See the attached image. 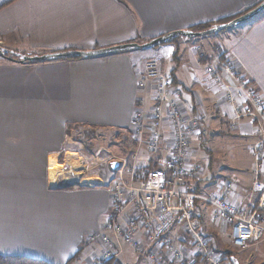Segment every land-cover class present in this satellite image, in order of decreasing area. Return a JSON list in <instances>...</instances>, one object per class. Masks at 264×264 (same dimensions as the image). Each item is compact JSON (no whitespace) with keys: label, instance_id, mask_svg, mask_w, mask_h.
<instances>
[{"label":"crops","instance_id":"1","mask_svg":"<svg viewBox=\"0 0 264 264\" xmlns=\"http://www.w3.org/2000/svg\"><path fill=\"white\" fill-rule=\"evenodd\" d=\"M201 1L0 0V45L29 56L69 49L89 52L187 30L261 0H222L220 6L216 0L207 5ZM225 39L229 47L222 53L264 95V19L246 27L240 37L228 34ZM217 45L214 38L188 42L181 37L148 50L146 59L143 52L134 51L39 63H18L0 55V254L50 264H68L77 255L69 264H85L99 253L100 245L88 238L101 231L110 210L105 167L111 163L89 161L91 153L69 146L79 144L74 134L81 127L131 130L137 107L143 101L149 110L152 104V92L139 87L148 61L158 62L160 70L183 88L187 117L199 121L190 143V165L199 170L192 188L214 197L224 181H231L234 204L253 210L258 199L251 195L255 130L248 118H236L241 102L232 105L226 100L224 80L231 83L232 78L221 68ZM209 65L226 74L223 84L211 82L206 74ZM144 151V157L150 156ZM100 165L105 167L96 169ZM200 206L203 230L214 247L218 230H230L213 222L204 202ZM171 238L187 249L194 264H202L183 232L175 231ZM247 252L249 258L259 253L264 264V237L239 253ZM215 253L228 264L225 252ZM158 257V264H177L165 250ZM122 261L125 264L126 258Z\"/></svg>","mask_w":264,"mask_h":264},{"label":"built area","instance_id":"2","mask_svg":"<svg viewBox=\"0 0 264 264\" xmlns=\"http://www.w3.org/2000/svg\"><path fill=\"white\" fill-rule=\"evenodd\" d=\"M223 70L237 82L226 96L229 104L241 102L236 108V118H248L256 125L259 139L253 147L255 181L251 195L258 196L257 206L253 210L237 207L233 202L235 188L231 181H224L214 197L194 192L191 182L197 178L199 170L190 165V143L192 131L200 127L199 121H189L182 105L184 90L174 78L163 73L158 62L148 61L139 87L152 92V104L149 110L143 107V101L137 107L131 131L138 137L137 149L140 151L146 146L144 150L157 167L139 166L142 156L139 152L132 163L113 156L107 172L110 210L101 231L89 236L90 241L100 245L101 252L85 264L125 260L127 251L158 264L160 250H165L172 262L194 264L187 249L172 241L171 234L175 231L183 232L190 239L191 248L202 259V264H224L215 253L213 239L203 230L199 201L210 206L213 222L229 228L235 250H245L253 241L264 237V181L261 179L264 100L231 59ZM206 73L213 84H222L223 74L217 66L209 65ZM115 163L118 165L113 167Z\"/></svg>","mask_w":264,"mask_h":264},{"label":"rangeland","instance_id":"3","mask_svg":"<svg viewBox=\"0 0 264 264\" xmlns=\"http://www.w3.org/2000/svg\"><path fill=\"white\" fill-rule=\"evenodd\" d=\"M216 1L217 2H215V5L219 4V6H220L222 4L221 3L222 0H216ZM201 2L203 5H207L209 3V0H205V1L203 0ZM242 11H245V10H242ZM238 13H240V12H238ZM238 13H236V14H238ZM233 15H235V14H233ZM233 15L230 14V15L218 18L216 20H213V21H218V20H221L223 18L232 17ZM247 26H248V23L241 24L239 26H235L233 28H230L226 31H222V32L215 33L212 35H207L204 37L205 38H214V40H216L218 42V45H217L218 50L217 51H228L227 47H229V45H228L229 41L227 39H225V38H227L228 34H230V36H234L235 38H238L244 32V30L246 29ZM224 36H226V37H224ZM183 38H185V37H183ZM190 40L191 39H188V42ZM165 44H167V43H164L161 45H156V46H164ZM190 44H191V42H190ZM190 44L187 45L189 48L192 45V44L191 45ZM156 46L146 48V49H135L132 51L143 52L144 55L142 58L146 59V57L148 56L146 52H149L148 50L156 48ZM194 46H196V44H193L191 47H194ZM0 47H2V46L0 45ZM112 47H114V46H112ZM196 49H197V51L202 52V48H199L196 46ZM129 52H131V51H129ZM233 63L238 68V65L236 64V62L234 60H233ZM238 70H239V68H238ZM224 76L226 78V74H224ZM224 76H223V78H224ZM234 82L237 84L235 79H232L231 83L226 82V80H224L223 87L226 90V92L234 87ZM222 84H223V82H222ZM260 94L264 100V95L261 92H260ZM75 131L76 132L74 134V137H76L75 139H77L79 144L76 146L70 144L69 147L72 146L75 149L77 148L76 150H79L81 152H84L83 150H86L89 153H91L92 158L90 159L87 157V159L89 161L96 158L95 160H93V162L96 163L97 161H100V163L102 165L105 161H107V162H109L111 160L113 161V156H115V157H119V160H121L120 157H123V158L127 159L128 162L132 163L134 161V158H135L137 152H139V155H142V152H143V155L140 157V159L138 161L139 166L151 165L149 160L152 157H150V156L144 157L146 155V152L144 151V149H146V146H144L143 149H141L139 151L137 149L138 137L136 135H134L132 132H125V131L116 132V131H110V130H94V129L82 128V127L78 130H75ZM124 140H126V141L124 142ZM100 149H103V150L100 151V153H96L97 150H100ZM89 161H87V162H89ZM85 163H86V161H85ZM101 165H100V167H98L96 169L100 170V168L105 167V166H101ZM105 168H106V171L108 172V165ZM99 170H96L94 172L99 173L100 172ZM111 170H112V168H111ZM219 174H222V172H220ZM85 180H84V184H85V182L88 181V178H86ZM90 180L93 181L94 179H90ZM80 182H81L80 180L76 181V183H80ZM192 183H193V181L191 182V186H192ZM204 211L206 214H208V215L210 214L209 209H204ZM202 225H203V219H202ZM218 232H219V235L216 236V238L214 239L215 240L214 248L216 250H218L221 254H223L224 252H227V251H231V252L235 253L240 264H247V259H250L249 264H260V262L262 261V257L259 253H257L256 256L254 255L253 258H249L250 252L239 253L241 250H235L232 247L231 236H230L228 230L219 229ZM216 245H217V248H216ZM262 255H264V254H262ZM125 264H151V263L149 261H147V259L145 257H142L133 251H129L127 256H126ZM228 264H231V263L229 262Z\"/></svg>","mask_w":264,"mask_h":264},{"label":"water","instance_id":"4","mask_svg":"<svg viewBox=\"0 0 264 264\" xmlns=\"http://www.w3.org/2000/svg\"><path fill=\"white\" fill-rule=\"evenodd\" d=\"M263 12H264V1L261 4H259L257 7H255L253 10L248 12L247 14L233 20L230 23L215 26L208 31L194 32L190 30H179V31L169 33L165 36L156 38L153 41L145 43V44L127 43V44H122V45H118V46H114L110 48H104V49L89 51V52L69 51V52L50 53V54H45V55H35V56L24 55L16 51L7 50L3 48H0V53L3 55L9 52L11 55L19 58V62H22V63L23 62L39 63V62L55 61V60L69 59V58L88 59V58L103 57V56L114 55V54L122 53V52H129L135 49H146V48L154 47L156 45L168 43L170 40L177 38V37L196 39V38L204 37L207 35H212L215 33L226 31L230 28L239 26L241 24H245ZM117 165L118 164L115 163L113 164V167H116ZM230 262L231 264H240L239 260L236 257H231Z\"/></svg>","mask_w":264,"mask_h":264},{"label":"trees","instance_id":"5","mask_svg":"<svg viewBox=\"0 0 264 264\" xmlns=\"http://www.w3.org/2000/svg\"><path fill=\"white\" fill-rule=\"evenodd\" d=\"M264 0H262V1H260L259 3H257V4H255L254 6H252V7H250V8H248V9H245V11H242V12H240V13H238V14H235V15H233L232 17H227V18H223V19H221V20H218V21H210V22H203V23H199V24H196V25H194V26H192V27H190V28H188L187 30H190V31H194V32H204V31H208V30H210V29H212L213 27H215V26H218V25H222V24H227V23H230V22H232L233 20H235V19H237V18H239V17H241V16H243V15H245V14H247L248 12H250L251 10H253L255 7H257L259 4H261L262 2H263ZM264 19V12L263 13H261L260 15H258L257 17H255L254 19H252L251 21H249V22H247L248 23V26H251V25H254V24H256V23H258L259 21H261V20H263ZM246 24V23H245ZM247 26V27H248ZM165 35H167V34H161L160 36H158V37H152V38H148V39H141L140 41H132V42H129V43H139V44H145V43H147V42H151V41H153L154 39H156V38H159V37H162V36H165ZM180 37H177V38H174V39H172V40H170L167 44H173V43H175V42H177L178 41V39H179ZM196 39H198V38H196ZM191 40H194V39H191ZM127 44V43H126ZM167 44H165V45H167ZM158 47H160V46H156V48H158ZM0 48H2V47H0ZM4 49V48H3ZM69 51H77V50H74V49H69V50H61V51H57V52H53V53H58V52H69ZM95 51V50H94ZM122 53H125V52H122ZM219 53V60H220V63L222 64V67L221 68H223V66L227 63V61L229 60V59H231L229 56H228V54L226 53V52H223L222 53V51H219L218 52ZM48 54H50V53H48ZM117 54H120V53H117ZM0 55L2 56V57H4V58H6V59H10V60H12V61H14V62H18V63H22V62H19V58H15L13 55H11L9 52L8 53H5V54H1L0 53ZM25 55V54H24ZM42 55H45V54H42ZM177 57V53L174 55V58H176ZM80 60V59H83V58H69V59H61V60ZM232 61H233V59H231ZM23 63H29V62H23ZM220 68V69H221ZM221 72V71H220ZM239 72L248 80V82H249V84L250 85H252L253 86V82L243 73V71H241V69H239ZM175 80V79H174ZM175 83H176V81H175ZM255 87V86H254ZM183 89V88H182ZM255 127H256V125L254 124V130H255ZM123 131H125V132H132L131 130L129 131V130H122L121 132H123ZM255 135H256V133H255ZM257 139H259L258 138V136L256 135V141H257ZM126 140H124V142H125ZM138 146V145H137ZM151 168H155V167H157L156 166V164H155V162L153 161V159L151 160V166H150ZM261 178H262V176H261ZM194 190V189H193ZM194 192L195 193H197L195 190H194ZM199 194V193H198ZM200 202H203V201H199L198 202V208L200 207L201 208V206H200ZM257 203H258V201H257ZM204 204L208 207V208H210V206L207 204V203H205L204 202ZM255 206H257V204L255 205ZM199 208V209H200ZM211 209V208H210ZM201 210V209H200ZM202 210H203V212H204V207L202 208ZM211 214H212V210H211ZM204 215L205 214H203V217H204ZM88 242H90V243H94V242H92V241H90L89 240V238H88ZM100 252H101V250L99 251V253H97V254H100ZM231 257H236L237 258V256L235 255V253L234 252H231V251H227V252H225V256L223 257V260L224 261H227L228 263L230 262V258ZM77 258V255H76V257L74 258V259H72L69 263H71L73 260H75ZM68 263V264H69ZM0 264H50V263H48V262H46V261H43V260H38V259H33V258H30V257H25V256H13V255H2V254H0ZM104 264H124L123 263V261L121 260V259H116V260H111V261H108V262H105Z\"/></svg>","mask_w":264,"mask_h":264},{"label":"bare ground","instance_id":"6","mask_svg":"<svg viewBox=\"0 0 264 264\" xmlns=\"http://www.w3.org/2000/svg\"><path fill=\"white\" fill-rule=\"evenodd\" d=\"M231 263V262H230Z\"/></svg>","mask_w":264,"mask_h":264}]
</instances>
